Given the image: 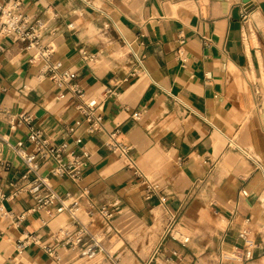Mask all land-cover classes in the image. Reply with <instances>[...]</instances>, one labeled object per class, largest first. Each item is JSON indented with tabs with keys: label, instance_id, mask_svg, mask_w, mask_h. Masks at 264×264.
<instances>
[{
	"label": "crops",
	"instance_id": "0c3cea01",
	"mask_svg": "<svg viewBox=\"0 0 264 264\" xmlns=\"http://www.w3.org/2000/svg\"><path fill=\"white\" fill-rule=\"evenodd\" d=\"M25 10L58 28L55 56L103 99L104 129L85 132L77 98L70 92L57 98L58 87L29 62L23 44L0 36V134L12 143L23 139L31 149L29 126L11 118L34 113L54 141L72 146L69 127H77L90 151L84 178L76 183L53 176L50 183L60 194H73L68 202L105 246L123 242L112 253L116 264L130 251L141 264H175L162 259L172 248L181 250L180 264H217L222 251L226 264H264V178L234 145L264 163V0H25ZM81 47L97 52V59L84 60ZM132 71L136 75L125 80ZM114 129L130 146L128 155L107 146ZM130 158L155 186L153 196L147 197L148 180L135 173ZM53 163L41 160L39 171L48 173ZM25 171L0 138V264H70L75 250L62 251L58 261L38 244L16 248L23 231L56 245L60 228L74 226L60 202L48 223L44 214L28 211L32 195L18 192ZM91 204H111L116 217L91 216ZM173 218L192 232L185 247L162 241ZM159 221L163 227L144 258L127 234ZM246 224L251 259L229 252ZM138 242L148 245L150 237Z\"/></svg>",
	"mask_w": 264,
	"mask_h": 264
},
{
	"label": "built area",
	"instance_id": "2783aa9c",
	"mask_svg": "<svg viewBox=\"0 0 264 264\" xmlns=\"http://www.w3.org/2000/svg\"><path fill=\"white\" fill-rule=\"evenodd\" d=\"M70 25L73 26V23L71 22ZM57 33L58 28L48 18L32 16L25 10V0H0V36L21 42L29 52V62L39 65L41 74L50 78L58 87L57 98L64 97L68 92L77 98L76 108L83 117L84 131L87 133L99 132L104 129L103 99L98 95L90 94L76 80V73L71 68L66 67L62 59L55 56ZM80 53L82 58L88 62H94L98 57L97 52H91L85 47L80 48ZM138 61L142 63L140 57H138ZM136 73V71H132L125 80H129L130 76H134ZM255 91L261 97V90L258 86H255ZM137 117L139 116L137 115ZM11 122L17 125L25 123L30 129L28 141L32 144L31 149L26 148L23 139L12 143L0 134V138L5 139L10 144L26 166V171L22 175L24 183L19 187L18 192H27L32 195L34 203L28 211L44 214V223H48L49 219L55 215L54 204L60 202L63 207L71 212L74 223L73 227L64 226L60 228L56 245L46 243L36 232L23 231L16 242L17 250L22 252L32 244H38L58 261L63 259L62 251L69 250H76L87 259H94L102 252H106L108 256L113 257V254L106 248L103 237L91 231L88 224L81 220L73 210L72 202H68L73 194L70 191L60 194L50 183L53 176L66 177L76 183H80L84 178V170L90 159V151L85 145L83 135L75 134L77 127H69L75 141L74 145L71 146L67 141H54L42 127L37 126L34 113L22 114L18 117L12 116ZM106 144L111 150H119L121 154L128 155L130 146L119 140L117 129L108 132ZM234 145L253 161L255 169L259 170L264 178V163L249 150L237 144ZM41 160H52L54 162L46 174L39 171ZM130 164L135 167V173L138 176L148 180L146 184L147 197L153 196L156 189L149 181L148 176L136 166L131 158ZM83 192H87V187L83 188ZM241 194L248 196L250 191L248 188L243 187ZM215 211L219 212L218 209ZM88 212L91 216L99 214L105 221L109 222L116 217L118 210L111 204H101L99 206L91 204ZM8 214L12 215L13 212L8 211ZM16 217L17 224H20L25 218V212L16 215ZM250 234V225H244L238 231L239 241L231 246L229 252L238 258L251 259L253 251L246 246ZM167 240L185 247L190 242L191 236L182 232L176 226L173 218L162 234V241ZM159 251L160 247L156 250L152 259L156 258ZM183 257L179 248H172L169 253L162 256V259L167 263L180 264ZM217 262V264H226L223 251L220 253Z\"/></svg>",
	"mask_w": 264,
	"mask_h": 264
},
{
	"label": "rangeland",
	"instance_id": "374dc122",
	"mask_svg": "<svg viewBox=\"0 0 264 264\" xmlns=\"http://www.w3.org/2000/svg\"><path fill=\"white\" fill-rule=\"evenodd\" d=\"M162 227L163 225L161 221H159L152 227L136 226L130 230V232L127 234V237L129 238V240L133 242L137 250H139L141 256L146 258L155 244L158 231H160ZM178 228L186 234H192L191 231H189L187 228L181 225H178ZM144 235L150 237V242L148 245H146L145 242H143L142 244L138 242L139 239H141L142 241L144 240ZM122 243H123L122 241H118V242L114 241L113 246H106V247L111 251V253H113ZM116 255L117 254L113 255V257H110L103 252L99 254L97 259L90 261L85 257L80 256L78 254V251L75 250L71 255L72 260L69 263L70 264H116V259H117ZM119 256L122 257L120 264H141L135 252L130 251L129 255L120 254Z\"/></svg>",
	"mask_w": 264,
	"mask_h": 264
}]
</instances>
